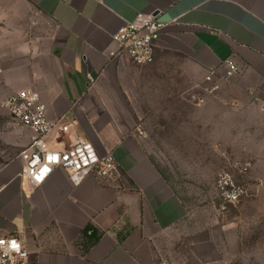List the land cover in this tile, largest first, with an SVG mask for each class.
<instances>
[{
  "label": "crops",
  "instance_id": "1",
  "mask_svg": "<svg viewBox=\"0 0 264 264\" xmlns=\"http://www.w3.org/2000/svg\"><path fill=\"white\" fill-rule=\"evenodd\" d=\"M12 12L52 29L32 47L0 46V92L39 91L49 118H75L119 172L74 183L56 169L32 186L17 155L33 133L1 109L0 237L21 232L27 264H241L238 222L201 203L214 199L215 178L183 180L156 151L201 159L231 150L234 134L264 138V0H0V17ZM140 12L169 23L147 65L111 56L113 34ZM230 56L241 71L224 80Z\"/></svg>",
  "mask_w": 264,
  "mask_h": 264
},
{
  "label": "built area",
  "instance_id": "2",
  "mask_svg": "<svg viewBox=\"0 0 264 264\" xmlns=\"http://www.w3.org/2000/svg\"><path fill=\"white\" fill-rule=\"evenodd\" d=\"M168 22L159 19L158 12H140L113 34L117 49L111 52L112 57L126 54L136 65H147L155 59L157 41ZM224 72L221 78L230 80L241 69L232 56L223 62ZM3 68L0 64V85ZM217 69L209 70L205 80L212 83L205 90L214 94L220 85L214 82ZM93 81V77L89 75ZM200 98L198 102H202ZM5 109L12 121L29 129L33 136L27 146L20 150L17 158L22 161L19 175L32 186H41L56 169L65 171L74 183H80L86 176L114 177L119 172L115 156L109 152L100 154L95 145L83 137L77 128V120L69 114H62L57 119H50L47 105L39 91L23 88L7 96L0 95V110ZM140 135L145 132L138 130ZM250 163L238 167L240 174L246 175ZM216 189L223 204L236 207L247 189L239 184L233 175L221 173L216 181ZM0 264H27L29 251L21 232L0 237Z\"/></svg>",
  "mask_w": 264,
  "mask_h": 264
},
{
  "label": "rangeland",
  "instance_id": "3",
  "mask_svg": "<svg viewBox=\"0 0 264 264\" xmlns=\"http://www.w3.org/2000/svg\"><path fill=\"white\" fill-rule=\"evenodd\" d=\"M51 29V25L32 13L17 19L15 13L12 12L10 15L0 17V46L5 44L6 46L32 47L40 41L41 35L47 37ZM0 95L4 94L0 92ZM230 138L231 150H222L218 145L214 150L199 152L200 167L198 159L193 158L190 150H157L156 155L158 159L174 166L183 180L199 173L210 178L214 177L217 181L219 174L229 173L247 189V195L236 207L223 204L216 184L215 188L210 186V190L212 189L215 194L214 199L200 200L201 203L212 202L215 206L222 208L227 217L238 222L241 238V264H264V150L255 149V146L259 144V139L264 138L242 134H234ZM212 142L217 143L218 141L212 140ZM196 160L199 167L197 171L193 167ZM247 162L250 163L248 173L240 174L238 167ZM207 165L210 168L206 167Z\"/></svg>",
  "mask_w": 264,
  "mask_h": 264
},
{
  "label": "snow or ice",
  "instance_id": "4",
  "mask_svg": "<svg viewBox=\"0 0 264 264\" xmlns=\"http://www.w3.org/2000/svg\"><path fill=\"white\" fill-rule=\"evenodd\" d=\"M0 243H3L2 241H0Z\"/></svg>",
  "mask_w": 264,
  "mask_h": 264
}]
</instances>
